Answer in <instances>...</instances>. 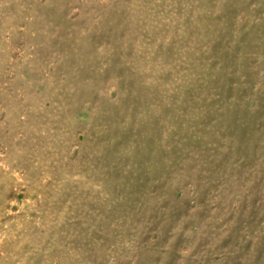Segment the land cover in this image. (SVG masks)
<instances>
[{
	"label": "rangeland",
	"instance_id": "obj_1",
	"mask_svg": "<svg viewBox=\"0 0 264 264\" xmlns=\"http://www.w3.org/2000/svg\"><path fill=\"white\" fill-rule=\"evenodd\" d=\"M0 264H264V0H0Z\"/></svg>",
	"mask_w": 264,
	"mask_h": 264
}]
</instances>
